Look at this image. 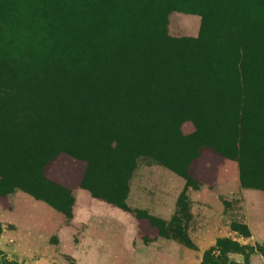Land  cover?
Instances as JSON below:
<instances>
[{"label": "trees", "instance_id": "1", "mask_svg": "<svg viewBox=\"0 0 264 264\" xmlns=\"http://www.w3.org/2000/svg\"><path fill=\"white\" fill-rule=\"evenodd\" d=\"M175 11L200 15L197 37L168 35ZM203 146L264 166V0H0L3 164L34 171L65 151L99 177L94 197L138 215L125 201L137 159L195 185ZM188 205L182 192L171 222L183 231ZM177 241L196 248L186 232ZM249 248L218 238L200 264H248Z\"/></svg>", "mask_w": 264, "mask_h": 264}, {"label": "crops", "instance_id": "2", "mask_svg": "<svg viewBox=\"0 0 264 264\" xmlns=\"http://www.w3.org/2000/svg\"><path fill=\"white\" fill-rule=\"evenodd\" d=\"M67 163L70 172L68 175L66 171L64 174L55 175L48 169L47 176L74 192L75 204L71 222L83 224L84 229L79 235L83 243L88 238L96 237L112 246H123L130 259L135 258V254L148 255L152 264L157 262L156 255L164 254V250L161 252L158 249L159 246L173 248L172 264H199L202 252L223 237L232 238L243 245H260L264 248V187L244 184L240 164L235 159L226 158L211 149H202L188 169L189 177L195 185L187 183L176 172L157 164L146 166L142 174L134 173L129 181L126 204L131 209L140 208L147 215L163 220H171L177 215L179 195L183 192L187 196V234L196 246L195 249L161 236L147 218H137L133 212L94 197L90 191L80 187L86 168L85 162L67 160ZM139 199L143 203L135 202ZM24 201L31 203L30 209L41 213L42 221L28 208L22 209L24 207L19 204ZM227 202H233L237 207L227 212ZM49 206L54 209L46 201L34 197L29 199L28 194L21 192H14L11 198H1L0 223L12 226L13 229H3L0 234V247L4 248L3 245L6 244L4 235L7 230L12 232L17 228L13 216L22 214V226L26 228L27 234H33V240L45 243V253H50V250L54 251L57 247L62 253L68 254L70 251H67L66 244H72L75 248L78 237L75 239L65 225V215L56 209H49ZM236 219L246 225L248 235H242L231 228V223ZM102 224H106L105 228H102ZM52 237H55V241L51 240ZM137 245L140 246L139 250H135ZM262 257L264 260V254ZM139 260L143 262V259Z\"/></svg>", "mask_w": 264, "mask_h": 264}, {"label": "rangeland", "instance_id": "3", "mask_svg": "<svg viewBox=\"0 0 264 264\" xmlns=\"http://www.w3.org/2000/svg\"><path fill=\"white\" fill-rule=\"evenodd\" d=\"M167 21H168L167 32L168 35H170L171 37L174 38L197 37L199 34L200 26H201V17L198 14L184 13V12L182 13L175 11L168 14ZM194 130H195L194 123L190 120L183 122V124L181 125V132L184 135H190L191 133H193ZM75 148L73 147L72 150H75L74 154H77ZM204 148L211 149L209 147L203 146L199 148L198 153H200V151ZM59 157H61L60 160L55 161ZM2 158L3 156L0 155V199L3 197L11 198L14 192H21L23 194H28L29 199L31 197H34V194L36 196L43 197L46 200L52 202V204L54 205L53 206L54 209L62 212L65 215L66 218V220L64 221L65 225L68 226L69 229L71 230L72 233L71 235H73L75 239L77 237L78 238L75 240V244H74L75 248L72 246V244L69 243L66 244L68 247L67 251H70L68 254L62 253L60 251V248L57 247L54 248V251L50 250V253H45L47 252L45 248V243L43 241L33 240L34 239L33 234L31 235L27 234L26 228L22 226V214H17L13 216L17 228L12 232H8L7 230V233H5L4 235L6 239V244H4L5 242H3L4 248L0 247V264H12V262H16V264H68L69 261L71 260L75 261L77 264H152L150 257L148 258V255L135 254V258H131V259L128 258L125 253V248L123 246L122 247H117V245L112 246L109 242L102 241L100 239H97L96 237L88 238L84 243L79 239V235L82 234L81 232L84 229L83 224L80 223L77 224L76 222H71L72 220L71 213H72L73 205L75 204V194L73 191H71L64 185L59 184L54 180L50 179L47 176V171L49 169L50 172L55 175H59V173L64 174L66 171L68 175L70 172L68 170L67 160H72L76 163L78 161H81V162H85L86 164L85 160L80 159L78 157H74L73 155L66 153L65 151H60L57 157L48 161L44 165V167L37 165L36 169L32 171L28 167L27 162H23V165L3 164ZM72 158H74L76 161ZM153 164L154 163L150 158H145V161L143 157L138 158L137 167L133 171L132 176L134 173L135 175L142 174L141 172L143 169L146 168V166ZM240 167H241V173L244 184L264 187V166L259 167V165L258 166L240 165ZM69 177L70 176H68V178ZM98 178L99 177L92 175L85 168L84 174L82 175L80 180V187L88 191H90L91 189L95 191H105L103 189H98L99 187H101L98 186L99 183L101 182ZM135 202L143 203V200L139 199V200H135ZM19 205L24 207L22 209L28 208L29 210H31L33 214L38 217L39 221H42L43 218L41 213L37 212V210L30 209L31 203L29 204L26 201H24V203H20ZM226 206H227L226 208L228 209L227 212L237 207V205L236 206L233 205V202H227ZM49 209L52 208L49 206ZM133 209L140 211L138 212L139 216L134 213L135 217L137 218H143L142 214L146 213L145 210H141L140 208H133ZM188 209H189V205L185 210V213L181 214V217L184 219V220L182 219V222L184 224L183 227H185L184 229L185 231H183L181 227L177 229L178 227V225H176L177 223H173L171 222V220H163L155 216H152V218L154 217L153 218L154 220L153 221L148 220V221L150 224L154 225V227H156L158 230L160 227V229H162V233L165 232V234L167 235H170L172 233V235H175L176 238L175 240L177 241V237L179 235L184 236L185 232L186 234L188 233L187 232L189 226ZM160 220L164 221L165 223L161 222ZM233 222L240 223L239 220L237 219ZM106 224H102L103 225L102 228H105ZM1 227H2L1 233L4 228L9 230L13 229L11 228L12 226L9 225L4 226L1 224ZM180 228L181 231H179ZM30 233L32 232L30 231ZM51 240L55 241V237H52ZM139 248L140 246L138 245L135 246V250H139ZM158 249L161 252L164 250V254L156 255L155 260L157 262H155V264H172L173 248L170 246H163V247L159 246ZM204 251L202 252V256ZM245 253L249 258L247 261L248 264H264V260L262 259L263 258L262 255L264 254V248L262 246L260 245L250 246V248L246 250ZM233 257L239 260L240 262H242L243 259L242 253H238V254L236 253L233 255ZM140 258L143 259V262L145 261V259L146 261L143 263L139 260ZM36 261H43V262L37 263Z\"/></svg>", "mask_w": 264, "mask_h": 264}]
</instances>
